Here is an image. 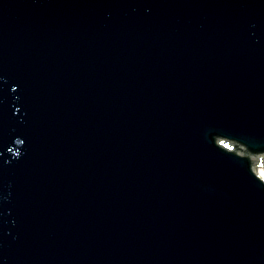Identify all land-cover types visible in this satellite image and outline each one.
<instances>
[{
  "label": "water",
  "instance_id": "95a60500",
  "mask_svg": "<svg viewBox=\"0 0 264 264\" xmlns=\"http://www.w3.org/2000/svg\"><path fill=\"white\" fill-rule=\"evenodd\" d=\"M264 0H0V264H264Z\"/></svg>",
  "mask_w": 264,
  "mask_h": 264
},
{
  "label": "bare ground",
  "instance_id": "6f19581e",
  "mask_svg": "<svg viewBox=\"0 0 264 264\" xmlns=\"http://www.w3.org/2000/svg\"><path fill=\"white\" fill-rule=\"evenodd\" d=\"M259 178L264 181V169L258 172H255Z\"/></svg>",
  "mask_w": 264,
  "mask_h": 264
}]
</instances>
